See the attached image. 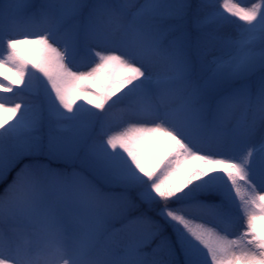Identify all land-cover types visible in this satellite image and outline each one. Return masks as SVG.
I'll return each instance as SVG.
<instances>
[{
	"label": "snow or ice",
	"instance_id": "obj_1",
	"mask_svg": "<svg viewBox=\"0 0 264 264\" xmlns=\"http://www.w3.org/2000/svg\"><path fill=\"white\" fill-rule=\"evenodd\" d=\"M0 264H264V0H0Z\"/></svg>",
	"mask_w": 264,
	"mask_h": 264
},
{
	"label": "rangeland",
	"instance_id": "obj_2",
	"mask_svg": "<svg viewBox=\"0 0 264 264\" xmlns=\"http://www.w3.org/2000/svg\"><path fill=\"white\" fill-rule=\"evenodd\" d=\"M11 178V177H10Z\"/></svg>",
	"mask_w": 264,
	"mask_h": 264
}]
</instances>
